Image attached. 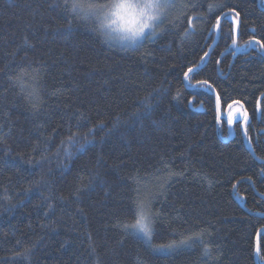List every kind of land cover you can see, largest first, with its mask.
<instances>
[{"label": "trees", "instance_id": "16d2710c", "mask_svg": "<svg viewBox=\"0 0 264 264\" xmlns=\"http://www.w3.org/2000/svg\"><path fill=\"white\" fill-rule=\"evenodd\" d=\"M169 3L154 38L118 49L63 0H0V264H258L264 56L259 45L237 52L222 19L208 62L186 79L217 91L220 125L212 89L183 74L205 61L229 8L241 49L264 41V9ZM233 101L248 112L254 154L241 121L225 140ZM136 198L158 214L151 241L120 226ZM258 238L264 264V230Z\"/></svg>", "mask_w": 264, "mask_h": 264}, {"label": "clouds", "instance_id": "9594fccd", "mask_svg": "<svg viewBox=\"0 0 264 264\" xmlns=\"http://www.w3.org/2000/svg\"><path fill=\"white\" fill-rule=\"evenodd\" d=\"M68 11L106 46L131 49L154 36L168 14L165 0H68Z\"/></svg>", "mask_w": 264, "mask_h": 264}, {"label": "snow or ice", "instance_id": "6c2138e0", "mask_svg": "<svg viewBox=\"0 0 264 264\" xmlns=\"http://www.w3.org/2000/svg\"><path fill=\"white\" fill-rule=\"evenodd\" d=\"M165 4H166L167 8H170V7L173 6L171 3L167 2V0H165ZM58 6H62L66 12H69L68 11V0H63V4L62 5H58ZM212 7H213V5H209V10H211ZM216 7H220V6L217 5ZM229 12L230 13H234V15H231L229 17V13H225L224 17L225 18H229L232 22H234L233 32L235 33L236 29H238V27H239L240 12L236 11L235 8H229ZM196 18L199 19L200 17H196ZM220 19L221 18H219V17H217L215 19V24L212 25V27L214 29H219L220 28ZM188 34H189L188 32H185L186 36ZM236 42H237L236 39L233 38L232 39L233 45H235ZM246 43L249 46H252V45L255 44V45H259L261 48H264V41L256 40V38L254 36H253V38L251 40L247 41ZM207 55H208V53L205 52L204 56H207ZM202 59H203V57H202ZM193 72H194V69L192 67H188L187 71L184 72V74H183L185 79H188L189 78V74L193 73ZM197 83L198 84L207 85V86L211 87L207 80L197 81ZM216 103H217V119L219 120L220 119V112H219V109H220V97H219V94L216 95ZM233 104L239 105L240 101H233L232 103L227 105V108L229 110H231L233 108ZM241 107H242V105H241ZM239 115H240L241 120L243 121L245 135H247L248 113H247L246 110H243V111H240ZM226 119H227V123L229 125H232L233 123H235L234 113L232 111H228ZM74 135H78V133L74 134ZM69 139L72 140L73 136L70 135ZM249 147H251V145H249ZM257 159H259V158H257ZM261 162L264 163V161H261ZM249 179H251V178L249 177ZM131 215L134 218L132 221H127L126 220L125 222H123L120 225L125 230L126 234H129V235L142 234L145 238H147L149 241H151L153 233H154V228H155V219H156V216L158 214L152 213L150 211V209H148L146 207L145 203L141 199L136 198L133 201V207L131 209ZM187 239H192V237H188ZM183 242L184 241H182L181 243H183ZM173 246H174L173 244H169V245H166V246L165 245H161L159 247L161 249H163L165 247L171 248ZM206 251H207V249H206ZM24 252H25V254H28L30 252V249H25Z\"/></svg>", "mask_w": 264, "mask_h": 264}, {"label": "water", "instance_id": "95a60500", "mask_svg": "<svg viewBox=\"0 0 264 264\" xmlns=\"http://www.w3.org/2000/svg\"><path fill=\"white\" fill-rule=\"evenodd\" d=\"M260 1H261V0H259V4H260ZM260 7H261V6H260ZM261 8L263 9V7H261ZM225 13L234 14V13H230L229 11H228V12H225ZM225 13H224V14H225ZM224 14H222V16L219 17V18H221V19H220V28L217 30V36H216V39H215L213 45L211 46V48L209 49V51H208V55H207L205 61H204L201 65H199V66H197V67H194V68H193L194 70H198V69L202 68V67L205 66V64L208 62L209 57H210V54H211L212 50L214 49V47L216 46V44H217V42H218V40H219V38H220V36H221V23H222V19L224 18ZM239 32H240V18H239V27H238V29H236V31H235V39H236L237 42H236V44L234 45V48H235V50H236L237 52L245 54V53H247V52L250 50V48H245V49H240V48H239V46H238ZM185 83H186L187 87H189V88H195V87H198V86L202 85V84H198V83H195V84H193V85H189V84L186 82V79H185ZM210 86H211V85H210ZM208 87H209V86H208ZM210 88L212 89V91H213V93H214V95H215V98H216L217 91L214 89L213 86H211ZM235 105H237V104H233V107H234ZM239 105H240V106L242 105L243 110H246V108H245V106L243 105V103L240 102ZM216 106H217V103H216ZM228 111H231V110H229V109L227 108V110L225 111V115H224V118H225V119H226V117H227V113H228ZM246 111H247V110H246ZM219 112H220V119L218 120V123L221 122V116H223L222 113H221V108L219 109ZM247 113H248V112H247ZM226 120H227V119H226ZM219 125H220V124H219ZM219 125H218V132L220 133L221 127H220ZM228 125H229V124H228ZM242 129H243V135L245 136V141L247 142V138H246L247 135H245V132H244V125H242ZM232 137H233V129H232V125H229V136H228L225 140H226V141H229V140L232 139ZM247 145H248V143H247ZM248 147H249V145H248ZM249 148H250V147H249ZM250 150H252V149L250 148ZM252 153L254 154L253 150H252ZM256 158H259V157L256 156ZM258 160H259V161H264V159H262V158H259ZM263 230H264V228L261 229L260 232H262ZM260 232H259V233H260ZM259 233H258V236H259ZM258 236H257V239H256V249H257V256H256V258H257V262H258V264H261V262H260V258H259V242H258V239H259V238H258Z\"/></svg>", "mask_w": 264, "mask_h": 264}, {"label": "rangeland", "instance_id": "374dc122", "mask_svg": "<svg viewBox=\"0 0 264 264\" xmlns=\"http://www.w3.org/2000/svg\"><path fill=\"white\" fill-rule=\"evenodd\" d=\"M171 0H167V2H170ZM264 3V0H262V4ZM228 12V11H227ZM225 13V12H224ZM223 13V14H224ZM222 16V15H221ZM161 27V26H160ZM159 32V31H158ZM157 32V33H158ZM157 35V34H156ZM156 35H154V36H150V38H154ZM217 36V35H216ZM140 44V43H139ZM138 44V45H139ZM233 113H234V120H235V123L236 122H240V121H242L241 120V118H240V115H239V113H240V111H243V107H241V106H239V105H236V106H234L233 108H232V110H231ZM235 123H233V124H235ZM232 124V125H233Z\"/></svg>", "mask_w": 264, "mask_h": 264}, {"label": "flooded vegetation", "instance_id": "af4514ba", "mask_svg": "<svg viewBox=\"0 0 264 264\" xmlns=\"http://www.w3.org/2000/svg\"><path fill=\"white\" fill-rule=\"evenodd\" d=\"M234 38H235V36H234ZM220 39V38H219ZM238 40H239V37H238ZM256 40H258V39H256ZM218 42H219V40H218ZM217 42V43H218ZM217 45V44H216ZM238 46H239V41H238ZM216 47V46H215ZM214 47V48H215ZM255 47V44L254 45H252V46H249V45H247V47L246 48H250V50L247 52V53H250L251 51H252V49ZM259 50L261 51V53H262V55L264 56V48H261L260 46H259ZM213 51V50H212ZM227 110V108L224 110V111H226ZM242 125H243V121H241V129H242ZM229 131V130H228ZM233 131L235 132V129L233 128ZM242 131H243V129H242Z\"/></svg>", "mask_w": 264, "mask_h": 264}, {"label": "bare ground", "instance_id": "6f19581e", "mask_svg": "<svg viewBox=\"0 0 264 264\" xmlns=\"http://www.w3.org/2000/svg\"><path fill=\"white\" fill-rule=\"evenodd\" d=\"M224 115H225V113H224ZM221 117H222V116H221ZM224 120L227 122V120H226L225 118H224ZM220 123H221V122H220ZM220 123H219V124H220ZM228 127H229V125H228Z\"/></svg>", "mask_w": 264, "mask_h": 264}]
</instances>
